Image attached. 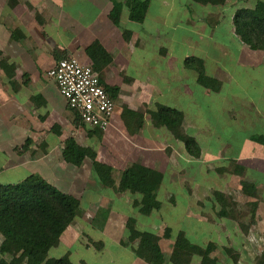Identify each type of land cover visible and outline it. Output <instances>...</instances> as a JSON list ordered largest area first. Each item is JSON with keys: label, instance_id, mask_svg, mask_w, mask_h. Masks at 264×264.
I'll return each instance as SVG.
<instances>
[{"label": "crops", "instance_id": "1", "mask_svg": "<svg viewBox=\"0 0 264 264\" xmlns=\"http://www.w3.org/2000/svg\"><path fill=\"white\" fill-rule=\"evenodd\" d=\"M121 1L116 10L113 0H0V182L37 173L62 191L78 197L82 210L83 195L103 194L102 189L107 194L111 187L93 185L98 178L90 157L86 156L79 165L63 158V149L73 139L79 146L90 148L96 160L108 164L111 171L120 168L117 178L111 174L116 183L121 172L133 164L159 171L162 180L157 198L161 204L155 211L163 206L160 190L170 181L168 192L175 204L166 203L171 208L173 222L169 224L170 237L179 233L177 242L205 246L217 244L222 237L228 243L229 237L241 244H263L264 95H232L230 89L236 83L237 91H245L253 76L264 75V59H261L264 50L248 49L235 34L232 23L238 7H253L256 0L246 5L244 0L232 3L226 0L222 5H201L193 0H149L140 22L129 18L127 0ZM174 5L178 7L176 12ZM187 6L192 8L188 10ZM183 8L189 11V17ZM183 18L185 24L180 22ZM196 19L200 22L196 23ZM200 24L202 27L194 31L193 26ZM217 27L222 31L218 32ZM177 32L179 38L174 36ZM93 43H98L102 50L90 56L86 48ZM230 44L233 49H228ZM228 51L233 56L227 60L223 54ZM191 56L201 59L205 73L217 80L216 90L198 82L197 72L186 63ZM66 57L90 65L109 94L116 92L117 85L121 89L122 74L133 80L127 91L135 103L133 108L123 105V110L114 103V113L105 130L84 124L47 75L49 68ZM236 64L242 68L232 69ZM244 70L248 72L243 73ZM233 101H241L236 106L238 112L231 111ZM160 106L181 113L184 132L200 146L199 157L190 156L181 140L166 126L156 123L153 117ZM125 109L131 110L134 117L124 119ZM226 109L231 117L225 116ZM218 115L229 119L230 129L218 120ZM245 128L247 132L237 144L232 134ZM205 131L207 135L203 136ZM26 139L30 141L20 154L18 147ZM39 147H44V154L36 159L32 155ZM194 166L196 170H191ZM242 182L253 184L255 193L251 188L245 193ZM229 189L255 202L252 224L240 225L238 219L218 214L223 202L214 192L224 193ZM178 192L184 198L180 205ZM128 193L136 195L128 190L114 193L108 211L118 212L117 196ZM137 197L133 206L139 211L140 196ZM96 205L102 203L88 204L84 210L95 212ZM173 212L180 218H173ZM190 213L195 215L192 217ZM76 218L62 235L70 229L75 235L72 226ZM104 224L108 228L112 226L109 218ZM89 236L88 241L102 243L96 249L102 264H148L136 255L134 244L131 247L130 242L124 243V236L117 241L112 239L111 247L108 245L109 259L104 257L103 240ZM81 238L82 232L77 233L72 244L58 240L48 252L54 249L56 258L67 253L75 264H89L84 254L74 257L71 251L75 244L90 250ZM162 253L166 257L164 264H173Z\"/></svg>", "mask_w": 264, "mask_h": 264}, {"label": "trees", "instance_id": "2", "mask_svg": "<svg viewBox=\"0 0 264 264\" xmlns=\"http://www.w3.org/2000/svg\"><path fill=\"white\" fill-rule=\"evenodd\" d=\"M201 5H222L226 0H193ZM149 0H127L128 16L131 20L140 22L146 13ZM117 10V9H116ZM235 34L253 50H264V0H256L253 7H238L232 17ZM102 50L98 43L89 45L86 50L90 56H95L97 50ZM188 66L197 74V80L206 88L216 90L217 80L207 75L201 59L191 56L186 59ZM108 91V90H107ZM110 96L112 94L110 93ZM78 119V117H77ZM153 119L157 124L166 126L172 134L184 143L187 153L197 158L200 156V146L197 141L184 132L181 113L167 106H160ZM30 139H26L24 149ZM26 146V147H25ZM63 158L72 164L79 165L88 156L92 159L93 172L103 186H108L116 192L125 190L138 193L139 211L149 214L160 207L157 190L162 175L159 171L133 164L121 172L117 183L111 176V167L95 158V153L88 147L79 146L70 139L62 151ZM255 187L251 183L242 182L245 193ZM214 195L224 202V194L218 191ZM222 199V200H221ZM220 216H228L223 203L220 202ZM80 209V199L62 191L37 173H30L16 181L0 182V264H75L69 254L49 259L48 251L54 246L64 230L74 222ZM134 219L130 218V222ZM128 238L137 241L136 255L148 264H164L166 257L158 244V237L149 231H140L127 223ZM101 248L102 243H96ZM215 248V243L205 247L199 245L183 246L175 242L168 260L173 264H189L192 255L200 256V264H215L208 255ZM226 250L229 251L228 248ZM11 253L12 255H7ZM258 264H264V251L258 257Z\"/></svg>", "mask_w": 264, "mask_h": 264}, {"label": "rangeland", "instance_id": "3", "mask_svg": "<svg viewBox=\"0 0 264 264\" xmlns=\"http://www.w3.org/2000/svg\"><path fill=\"white\" fill-rule=\"evenodd\" d=\"M241 0H239L240 2ZM121 0H113V5L115 6V8H119L122 5ZM235 2L234 0L230 1ZM244 2L243 5L246 4H252V0H244L242 1ZM155 3V2H154ZM193 3V2H192ZM155 5V4H154ZM156 7L157 6H153ZM204 7H209V6H202ZM188 10H190L192 8L191 7H186ZM181 10V8H179ZM184 13L189 17V11L186 10L185 8H183ZM227 10L229 9L228 7L226 8ZM178 11V7H176L174 5L173 7V12ZM228 11L225 12V14H227ZM199 16V15H198ZM197 17V16H196ZM170 19V18H169ZM182 24H185V20L183 18ZM195 22L199 23L200 20L196 19ZM194 22V24H195ZM191 25H194L193 23H188ZM195 27L193 30L194 31H198L202 25H195L193 26ZM207 26H205V30H206V34H207ZM188 28V27H187ZM221 29V28H220ZM217 31L221 32L222 30H219V27H217ZM217 31H215V34H217ZM176 35L174 36H180V33L177 32L175 33ZM228 49H233V45L230 44L228 46ZM248 49H250L248 47ZM251 51L255 52L254 50L251 49ZM256 51H260V50H256ZM226 59L228 60L230 57H232V52H227L226 54H223ZM261 59H264V52L261 53ZM237 68H242L239 67L237 64L233 65L232 69H237ZM248 70H244L243 73H247ZM126 75H128L125 72ZM98 75V74H97ZM122 83L120 84L121 89L119 90V85H117L118 89H116V92L112 93L113 96V101L114 103L119 106L120 108H122L124 110L123 105H125L126 108L128 109H132L134 104L133 102H131L130 99V95L127 94V91L130 90V88L133 86V80H130V78L125 77L124 74H122L120 76ZM230 82H231V77H230ZM247 88L245 89V91H242L241 89H239L237 91V85L236 83H232V85L230 86V89L232 90V95H264V75L261 73L257 74L255 76L252 77V80L250 83H248ZM118 90V91H117ZM122 91L125 92V94H120L122 93ZM238 100H241V98L239 97ZM233 108H231V111H237L238 112V108H236V106H239V104H241V101H233ZM229 104L225 103V105ZM238 104V105H237ZM241 107V106H240ZM239 107V108H240ZM125 109V114L126 116H123V118H133V114L131 110ZM227 113H225V116L227 117H231L232 115H230V111L228 109ZM255 110V107L253 108V111ZM212 114V112H210ZM210 114V115H211ZM212 115H216V113L212 114ZM211 115V120L213 121V117ZM207 117V114L205 115V118ZM218 120L221 121L222 124H227L228 128L230 129L229 126V119L223 116L218 115ZM233 121H230L231 126L234 125V123H232ZM123 123V122H122ZM121 129H123V127H120ZM206 132V131H205ZM203 132V136L207 135V132L205 133ZM247 130L245 128V130H241V129H237L232 135H233V140L239 144L240 141L242 140V137L246 134ZM205 134V135H204ZM29 143V142H28ZM27 143V144H28ZM122 145H120L119 147H121ZM26 147V146H25ZM19 151V153L21 154L23 151H25L24 147H18L17 152ZM36 152H34V154L32 155L34 158L36 159H41L42 158V153L44 154V147H39L35 150ZM132 158V157H131ZM126 160H129V157L126 156ZM196 167L194 166L191 170H196ZM118 170H120V168H117L116 170L111 171V174L113 173V176H117V172ZM5 178V180L8 181H12L15 179H11V178H6V177H2ZM117 178V177H115ZM18 180V179H17ZM177 182V181H176ZM169 182H166V184L161 188V192H160V196L159 199L164 202L163 206L161 207V209L157 210V211H153L151 212L149 215H143L142 213H140L137 209V207L133 206L134 200L140 196L138 193L134 194H125V195H119L117 196L119 199V210L118 212H109L108 209L111 207L110 205L112 204V199H113V195L114 193H119V192H115L112 188H109V192L106 194V190L102 189L103 194H98V192L95 195H89V194H85V195H81L82 196V202L81 203V207L82 210L79 209L77 218H76V223L73 224L72 228L75 229V235H73V230L70 229L67 234H63L61 236V238L59 239V241H62V243L69 244V243H73L74 242V238L77 235V233H81L82 232V241H86L87 243V247L90 248V250H86V249H81L77 244H75L72 248L71 251L74 253L73 256L78 257L79 255L84 254V256H86L85 258L87 259V262L89 264H102L101 263V257L100 255H98L96 252V249H99V247L96 246V243L98 242H91L90 240L88 241V234L91 235L90 238H93L94 240L97 239H102L104 242V246L105 249L103 248V250H106L104 252V257H108V252L109 249H107L108 245H110L111 247V241L112 239H114L115 241L118 240L119 237L124 236L122 238H124V243H128L130 242V246L132 244L135 245V247L137 246L138 242L137 241H130L126 239V236L129 234L128 231V226L127 223H132L133 227L137 230L140 231H149L154 233L157 237H158V244L160 243L161 246V250L167 254L168 256L170 255L171 251H172V247L173 244L175 242H177L175 239L177 238L178 234L175 235L174 238L170 237V231L172 232V229L169 227V224H173V222L170 220L171 219V208L168 205V203L166 202H171L173 204H175V201L173 200L172 196H170L169 194V187L168 184ZM178 183H181V181H178ZM177 183V184H178ZM100 182H98L97 180H94L93 185L98 188V187H102ZM228 184V181H227ZM222 186L223 185V181H222ZM179 188V186H178ZM178 197L177 200L179 205L181 204V199H184L182 194L180 192L177 193ZM224 196V202L223 205L225 206V209L228 213V216H232L235 219H238L239 221H241L240 225H249L252 224L253 218H254V201L250 200L249 198H246L242 195H240L239 193H237L236 190H227V192L223 193ZM215 197V196H214ZM81 198V197H80ZM216 199V198H215ZM93 201V202H92ZM91 203H97V204H101L100 206L96 205V211L94 212H86L87 209V205L91 204ZM166 206V208H165ZM212 210H209V215L211 217L212 215ZM190 215L193 217V215H195V213H190ZM173 218H180L177 216V214H175V212H173L172 214ZM109 218L111 220L112 226H110L109 228L106 227V225L104 224V221ZM130 218L134 219L132 222H130ZM87 219V221L85 220ZM125 222V225L123 226V223ZM92 223V224H91ZM106 227V228H105ZM86 230V231H85ZM174 230V229H173ZM242 230H244L242 228ZM178 232H182V230H178ZM181 234V233H180ZM231 235H232V230H231ZM180 237L182 236L179 235ZM128 237V236H127ZM227 237V236H226ZM262 237V236H261ZM225 238V237H224ZM224 238L222 237L220 240V242H218L217 244H215V248L210 251L209 253V257L215 261V264H258V257L261 255V253L264 251V243H260L259 245L256 244L255 242H251L250 244H241L238 243L234 240V239H230L228 237V243H225L223 240ZM129 239V238H128ZM58 241V242H59ZM186 241V240H185ZM234 244H233V242ZM0 242H1V236H0ZM232 242V243H231ZM236 242V243H235ZM260 242V241H259ZM181 243V242H179ZM197 245V244H193L190 242H184L181 243L183 246L185 245ZM233 244V246L231 245ZM206 246V245H205ZM203 246V247H205ZM116 244H115V246ZM132 247V246H131ZM95 248V249H94ZM226 248L229 249L226 250ZM115 250V249H114ZM83 252V253H82ZM7 255H12L11 253H8ZM56 254H55V250L51 249L50 252H48L47 257L49 259H53L56 258ZM72 256V257H73ZM1 257V254H0ZM96 259V260H95ZM99 259V260H98ZM189 264H200V256H198L197 254L192 255L191 260L189 261Z\"/></svg>", "mask_w": 264, "mask_h": 264}, {"label": "built area", "instance_id": "4", "mask_svg": "<svg viewBox=\"0 0 264 264\" xmlns=\"http://www.w3.org/2000/svg\"><path fill=\"white\" fill-rule=\"evenodd\" d=\"M47 75L55 81L68 107L84 124L100 130L107 129L115 104L90 65L81 63L75 57H66L49 68Z\"/></svg>", "mask_w": 264, "mask_h": 264}]
</instances>
